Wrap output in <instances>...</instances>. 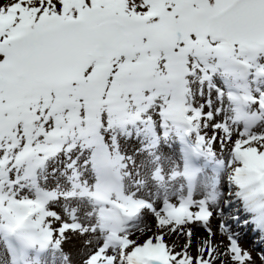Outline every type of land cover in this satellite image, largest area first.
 <instances>
[{
    "label": "snow or ice",
    "instance_id": "snow-or-ice-1",
    "mask_svg": "<svg viewBox=\"0 0 264 264\" xmlns=\"http://www.w3.org/2000/svg\"><path fill=\"white\" fill-rule=\"evenodd\" d=\"M0 264H264V0H0Z\"/></svg>",
    "mask_w": 264,
    "mask_h": 264
}]
</instances>
